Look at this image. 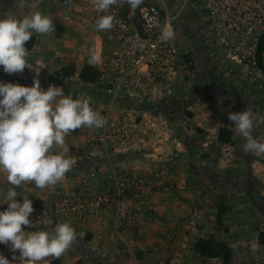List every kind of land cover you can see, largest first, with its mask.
<instances>
[{
    "label": "crops",
    "instance_id": "1",
    "mask_svg": "<svg viewBox=\"0 0 264 264\" xmlns=\"http://www.w3.org/2000/svg\"><path fill=\"white\" fill-rule=\"evenodd\" d=\"M64 2L26 0L23 12L29 15L40 12L49 16L55 31L48 35L34 33L26 43L31 45L27 48V60L33 69L25 68L22 74L9 75L0 67V82L31 87L33 79L38 78L44 90L49 85L62 87L65 95L70 94L73 99H89L93 110L101 111L105 108L101 100L103 88L79 81L78 76L85 63L76 53L78 46L86 42L98 45L99 41L90 30L75 26L65 18ZM10 11L17 12L14 0H0V19ZM67 66H73L74 74L64 86L49 80L52 73ZM226 69L229 72V68ZM36 71H39L38 77ZM253 80L247 76L240 82L245 89L241 93L243 104L231 110L228 106L229 79L217 84L200 81L190 87L181 78L176 85L177 96L162 103L143 105L147 113L166 123L167 128H157V133L154 131L144 136L134 131L128 139H122L109 129L104 144L91 142V138L98 139L104 134L102 128H81L70 133L66 144L70 149L69 155L77 159L73 170L57 185L44 190L37 189L33 182H25L16 188L17 200L22 203L23 197L28 196L34 208L29 217L32 227H23L24 231H51L57 224L67 222L77 234V240L69 250L59 259L47 258L44 264H211L215 260L195 255L193 245L199 238L213 236L233 248L229 244V233H236L229 225V215L235 217L237 208L247 206L249 215L257 217V221L251 223L260 227L259 217L264 214V205L251 209L248 201L258 193H261V199L264 197V188L261 190L257 186L255 189L258 191L253 189L256 183H264V154L246 153L245 138L228 120L229 112H241L250 107L262 121L264 85ZM187 86L192 88L191 92L186 91ZM223 103L226 110L218 107ZM220 127L232 131L230 143L218 142ZM255 132L256 129L253 131L254 138L259 140L260 134ZM250 157L252 164L248 163ZM157 166L170 167L172 172L162 179L166 189L144 191L155 208L151 224L116 234L113 208L95 203V196L114 189L112 176L115 173L146 175ZM85 180L89 185L90 203L81 220L75 216L53 222L38 218L42 209L50 208L57 201L59 193L67 196L77 193ZM10 187L7 173L0 169V211L7 209L4 197ZM220 201L230 208L223 220L226 233L220 231L215 222L216 207ZM231 221L236 223L238 220ZM259 231L264 233V228ZM127 239L133 240L130 249L122 244ZM0 254L10 261L13 255H19L18 252L12 253L4 244H0Z\"/></svg>",
    "mask_w": 264,
    "mask_h": 264
},
{
    "label": "built area",
    "instance_id": "2",
    "mask_svg": "<svg viewBox=\"0 0 264 264\" xmlns=\"http://www.w3.org/2000/svg\"><path fill=\"white\" fill-rule=\"evenodd\" d=\"M62 4L65 18L90 30L99 41L98 45L86 42L76 48L85 65L97 73L93 84L103 88L101 100L105 108L97 112L107 123L102 128L104 134L98 139L91 138L92 143L104 144L109 129L119 138L128 139L134 131L145 136L157 133V128H167L163 120L147 113L143 105L162 103L179 94L176 85L182 78L185 53L178 25L184 11L202 17L225 68L252 78L263 76L256 56L264 36V0H143L135 11H130L127 4H117L103 13L97 12L93 0H65ZM98 15L115 18L111 30L95 28ZM165 26L175 33L174 40L161 39ZM93 49L102 57L95 65L89 63ZM171 172L170 167L157 166L146 175L118 172L112 176L114 189L99 192L94 200L113 208L116 234L151 224L155 208L144 191L166 189L162 179ZM82 183L77 193L69 196L59 193L57 201L42 209L38 218L53 222L75 216L81 220L90 203L89 185L86 180ZM122 244L130 249L133 240H123Z\"/></svg>",
    "mask_w": 264,
    "mask_h": 264
},
{
    "label": "clouds",
    "instance_id": "3",
    "mask_svg": "<svg viewBox=\"0 0 264 264\" xmlns=\"http://www.w3.org/2000/svg\"><path fill=\"white\" fill-rule=\"evenodd\" d=\"M17 12H9L0 19V67L9 75L22 74L28 63L29 51L25 47L33 34H53V20L40 12L31 15L23 12L26 0H14ZM99 13L111 6L127 4L135 11L143 0H93ZM20 17V18H18ZM112 15H98L95 28L109 31L114 24ZM165 42L175 39V33L165 26L161 32ZM102 57L93 49L90 64ZM37 77L39 71H36ZM228 120L246 140V153L264 154V143L254 138L257 114L249 107L241 112H229ZM106 119L90 106L89 99H73L64 89L49 85L41 87L38 78L31 87L0 82V169L7 173L10 187L4 197L7 209L0 211V244L9 246L12 261L0 254V264H44L47 258L59 259L77 240L75 229L67 222L57 224L53 230L26 232L32 227L29 217L34 212L28 196L17 200L16 188L33 182L44 190L57 185L77 164L69 155L66 137L81 128L100 129ZM55 150V154H54Z\"/></svg>",
    "mask_w": 264,
    "mask_h": 264
},
{
    "label": "rangeland",
    "instance_id": "4",
    "mask_svg": "<svg viewBox=\"0 0 264 264\" xmlns=\"http://www.w3.org/2000/svg\"><path fill=\"white\" fill-rule=\"evenodd\" d=\"M181 18L182 20L178 26L181 31V36L184 39L183 51L185 53L183 56L181 73L182 79H184L190 87H192L194 83L200 81L206 83L210 81L217 84L219 82L224 83L229 79V109L232 110L236 105L237 107L235 109L242 107L243 98L241 93H243L245 89L240 82L247 79V76L239 71L232 70L230 67L229 72H227V69L222 65L221 56L214 50L213 40L208 35L201 16L196 15V13H187L184 11ZM262 63L264 66V60H262ZM253 79L255 83L257 82L260 85H264V75L261 78ZM186 88H188V86ZM182 89L185 90L184 88ZM191 90L192 88H188L186 91L191 92ZM217 91L221 90L218 89ZM218 107H221L222 110H226V104L224 103L219 104ZM263 119L264 117L262 121H260V117H258L254 126V130L256 129L255 133L258 134L259 132L260 134V139L258 141L261 143H264ZM252 162L253 160L250 157L248 163L252 164ZM262 163L264 164V161H262ZM257 186H260L262 190V188H264V183H256L253 187L254 191H258V189H255ZM250 199L251 200L248 201V207L251 209L262 207L261 193L251 196ZM221 202L223 203V201ZM249 212L250 210L244 205L236 209L235 217L229 215V225L234 227V232L236 233L234 235L229 233V244L233 247L232 250L234 254V258L230 264H264V239L259 237V233H261L259 229L261 227L264 228V214L259 217L261 218V223L259 224L260 227H257L251 223L256 222L257 217L249 215ZM231 220H234V222L235 220L238 221L233 223ZM223 227L218 229L222 231ZM216 261L217 260H212L211 264H218Z\"/></svg>",
    "mask_w": 264,
    "mask_h": 264
},
{
    "label": "trees",
    "instance_id": "5",
    "mask_svg": "<svg viewBox=\"0 0 264 264\" xmlns=\"http://www.w3.org/2000/svg\"><path fill=\"white\" fill-rule=\"evenodd\" d=\"M26 48H30L31 45H25ZM264 53V36L259 42L257 48L256 63L259 69L264 72V66L262 63ZM74 74L73 66H67L61 69L59 72L52 73L49 76V80L57 85L64 86L66 80L71 78ZM79 81L82 83L92 84L97 80V73L92 69V67L85 65L79 73ZM233 133L227 128L220 127L218 130L217 140L222 144H228L231 142ZM262 204L264 205V197L261 199ZM230 208L221 201L217 204L216 207V217L215 222L218 228L224 226L223 220L224 215ZM225 233L227 232L226 227H223ZM259 237L264 239V233H259ZM193 252L195 255L204 258V259H214L217 260L219 264H230L233 259V250L232 248L221 240L215 239L213 236L206 239L199 238L193 245Z\"/></svg>",
    "mask_w": 264,
    "mask_h": 264
}]
</instances>
